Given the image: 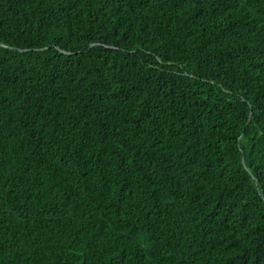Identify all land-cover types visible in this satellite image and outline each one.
Wrapping results in <instances>:
<instances>
[{
  "label": "trees",
  "instance_id": "obj_1",
  "mask_svg": "<svg viewBox=\"0 0 264 264\" xmlns=\"http://www.w3.org/2000/svg\"><path fill=\"white\" fill-rule=\"evenodd\" d=\"M0 264H264V0H0Z\"/></svg>",
  "mask_w": 264,
  "mask_h": 264
}]
</instances>
